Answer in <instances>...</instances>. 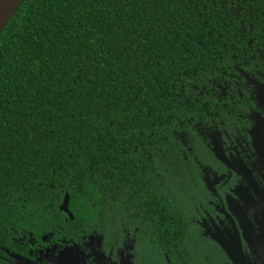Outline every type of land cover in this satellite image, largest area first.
<instances>
[{
	"label": "trees",
	"instance_id": "16d2710c",
	"mask_svg": "<svg viewBox=\"0 0 264 264\" xmlns=\"http://www.w3.org/2000/svg\"><path fill=\"white\" fill-rule=\"evenodd\" d=\"M236 1L23 0L0 33V247L71 235L111 172L140 180L122 175L141 171L149 133L174 158L172 131L196 116L188 84L264 45V0Z\"/></svg>",
	"mask_w": 264,
	"mask_h": 264
},
{
	"label": "flooded vegetation",
	"instance_id": "af4514ba",
	"mask_svg": "<svg viewBox=\"0 0 264 264\" xmlns=\"http://www.w3.org/2000/svg\"><path fill=\"white\" fill-rule=\"evenodd\" d=\"M234 53L188 84L196 116L172 131L170 162L149 133L141 171L122 175L138 182L111 172L90 220L17 235L0 264H264V45Z\"/></svg>",
	"mask_w": 264,
	"mask_h": 264
},
{
	"label": "water",
	"instance_id": "95a60500",
	"mask_svg": "<svg viewBox=\"0 0 264 264\" xmlns=\"http://www.w3.org/2000/svg\"><path fill=\"white\" fill-rule=\"evenodd\" d=\"M22 2L23 0H0V33ZM67 199V194H64L58 210L66 213L71 218V214L67 209Z\"/></svg>",
	"mask_w": 264,
	"mask_h": 264
}]
</instances>
